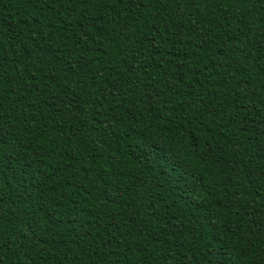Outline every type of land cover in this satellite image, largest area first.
Returning a JSON list of instances; mask_svg holds the SVG:
<instances>
[{"label": "trees", "instance_id": "trees-1", "mask_svg": "<svg viewBox=\"0 0 264 264\" xmlns=\"http://www.w3.org/2000/svg\"><path fill=\"white\" fill-rule=\"evenodd\" d=\"M132 11L113 0H0L4 264L264 259V158L253 148L264 144V57L252 59L261 40L251 23L257 8L145 0L122 18ZM161 34L159 55L149 59L150 41ZM81 56L103 79L101 90L117 85L102 108L84 87L92 80L78 68ZM236 57L244 72L235 70ZM161 76L175 77L176 87L158 83ZM144 84L151 102L142 104ZM225 96L239 111L224 105ZM41 125L46 137L37 135ZM149 140L154 155L145 157ZM137 187L148 199H135ZM32 232L35 246L19 248Z\"/></svg>", "mask_w": 264, "mask_h": 264}, {"label": "snow or ice", "instance_id": "snow-or-ice-1", "mask_svg": "<svg viewBox=\"0 0 264 264\" xmlns=\"http://www.w3.org/2000/svg\"><path fill=\"white\" fill-rule=\"evenodd\" d=\"M39 2L43 4V3H47L48 0H39ZM98 2H99V0H68V3H70V4H80L82 6H88V5L98 3ZM113 2L114 3L115 2L126 3L128 9L134 10V11L130 12L129 15L122 17L123 19L128 20L130 15H135V13L138 12L140 8L144 7L145 0H113ZM157 2H161V3L167 2V3H176L178 5H180V4L187 5L190 2H192V0H157ZM222 2H223V0H212V3H214V4L215 3H222ZM236 2L237 3H240V2L246 3L248 5L250 11L252 8H257L256 13L253 14L251 23L255 27L256 31L260 34L261 40H258L256 42V45L254 46V55H253L252 59H253V61H260L262 59V57H264V43H262V41H264V0H236ZM177 14H179V13H177ZM85 19H87L86 16H85ZM149 31H154V28H150ZM85 35H86V30L82 31V33H81L82 37ZM252 37L254 40L256 39L255 33L252 34ZM231 38H233V37L230 36L229 39H231ZM164 39H165V37L162 34L159 37L153 36L152 40L150 41L151 50H150V53L148 54L149 59L151 58V52H155L157 55H159V51L157 50V44L160 41H163ZM207 43H208V41L206 39H203V38L201 39V45L205 48V50L207 49ZM242 43H249V41L245 40ZM232 55H235V53H232ZM80 59L84 60V62L79 63L78 68L91 72L90 79L92 80V83L89 84L87 80H84V87H86L88 89V92L93 94L92 95V103L97 104L100 108H102L104 103H105V100H104L105 96H115L117 94V93H114L112 91V89L116 88L117 85L115 82H113L112 85L110 87H108L106 91L101 90L100 84L103 83V79L98 75V72L96 69H91V70L88 69V64L91 62L90 58L86 59L83 56H81ZM117 59L122 62L123 61V55H121L120 57H117ZM241 59H242L241 57H236V59L233 61L234 65H240V67L238 69H235L238 72H244L245 71L244 65L241 64ZM243 60H244V63L246 64L248 61L247 55L243 56ZM2 62H3V55H0V63H2ZM141 63H143V62H141ZM144 66L147 67V65H144ZM157 66H159V65H157ZM253 66H257V65L253 64V65H250L249 67H253ZM259 67H260V71L264 72V65H260ZM176 68L181 70L177 74L182 76L184 74L183 70H185L187 68V63L185 62L182 64H178V65H176ZM163 71L169 72L170 70L165 69ZM194 75H199V74L194 73ZM82 79H83V77H82ZM104 79H106V78H104ZM132 79L134 81H139L140 77L137 75V76H134ZM72 83H76V82L72 81ZM158 83L163 84L165 87H169V88H175L176 87L175 77H173L170 81L165 76H161ZM221 83L226 85L227 80H223ZM241 83L246 84L247 78L242 77ZM152 91L154 92V91H156V89L153 88ZM243 91L248 92V88L245 87L243 89ZM250 94L255 95V92H251ZM141 95L146 98V99H141L140 102L142 104L146 103V100L148 102H151V95L149 93V85L148 84H144L143 91L141 92ZM236 96H239V92L236 93ZM224 105L226 107H232L235 105L236 110L239 111V105H237V101L235 98H229L228 96H225L224 97ZM149 110H151L150 106L145 108V111H149ZM72 118L74 119L75 117H72ZM229 122H232V121H229ZM45 127H46L45 125L38 126L39 130L37 131V135H44L46 137L47 133H45V131H44ZM55 127H59V125H55ZM179 127L183 128V124H180ZM91 131H92V129L89 130V135L91 134ZM2 134H3L2 129H0V135H2ZM177 134L179 135V133H177ZM262 134H264V133H262ZM2 143H3V141L0 140V144H2ZM154 147H155L154 142H152L151 140L147 141L145 143V151H144L143 155L145 157H147L149 155H154V153L152 151ZM253 148H254L256 155H260V156H262V158H264V144L258 142L257 144L253 145ZM245 150H247V149H245ZM185 174L186 173L183 169H181L177 173V175H179L181 177H183ZM132 194L135 196L136 200L141 201V202L148 199L145 196L144 191H141L139 189V187L134 189ZM208 235L211 236V235H214V233H208ZM241 238H243V237H241ZM19 239H20V241H22L18 245L19 248H25L26 246L34 247L35 241L37 239V233L32 232L31 234L20 237ZM4 244H5V241L3 240V231H2V228H0V264H4V261H3ZM209 247H211V240H209ZM246 248H247L246 245H241L240 249H238V252L246 253ZM166 251H168V250L166 249ZM234 255H235V253H234ZM261 255L264 256V253H261ZM177 264H179V262H177ZM207 264H213V261L211 259H209ZM235 264H257V261H256L255 256H250L247 259V261H245L241 256H238L237 260L235 261ZM259 264H264V259H261L259 261Z\"/></svg>", "mask_w": 264, "mask_h": 264}]
</instances>
